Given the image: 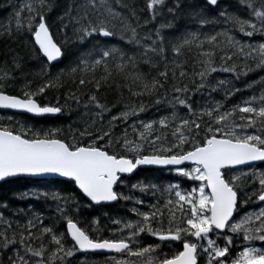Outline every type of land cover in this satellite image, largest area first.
<instances>
[{
    "label": "snow or ice",
    "instance_id": "obj_1",
    "mask_svg": "<svg viewBox=\"0 0 264 264\" xmlns=\"http://www.w3.org/2000/svg\"><path fill=\"white\" fill-rule=\"evenodd\" d=\"M169 2L67 0L54 27L60 0H22L0 23V39L11 41L0 63V110L60 117L72 105L82 109L67 130L0 118V182L34 178L37 191L18 198L55 206L45 218L0 202V264H76L77 253L104 254L105 264H264V77L247 85H261L259 94L239 102L231 101L242 90L214 77L264 72V42H249L264 38V0H237L243 15L215 16L220 0ZM185 6L199 30L172 43L162 34L170 22L148 28L165 9L175 18ZM209 25L220 30L205 32ZM69 45L74 66L59 68ZM193 49L189 70L180 57ZM109 89L120 97L126 90L133 102L102 99ZM52 90L65 91L49 99ZM145 166L182 179L121 191ZM120 201L131 203L134 218H110L102 230L84 214Z\"/></svg>",
    "mask_w": 264,
    "mask_h": 264
},
{
    "label": "trees",
    "instance_id": "obj_2",
    "mask_svg": "<svg viewBox=\"0 0 264 264\" xmlns=\"http://www.w3.org/2000/svg\"><path fill=\"white\" fill-rule=\"evenodd\" d=\"M22 0H0V23H6L12 12L14 11V6L21 3ZM67 0H60L61 8L54 10L50 13L51 22L55 27L56 24V17L59 12L62 10L63 6H65ZM174 0H170L169 6H172ZM185 5L187 4H203V0H183ZM142 6V3H141ZM228 9L229 12L244 14L242 8L238 5L237 0H220L219 7L212 13L213 16L218 15L220 10ZM190 10L185 6L181 8L179 11L176 12L175 18L168 14L167 9L164 10V14L153 23L149 24L148 28H156L159 27L162 23H171V28H165L162 30V34L165 35L166 40L169 42L174 43L178 38L184 34L186 31H195L199 30L198 26L195 22L190 18L189 15ZM148 19L147 14H144L142 17L143 20ZM220 27L216 25H209L207 26L204 31L205 32H212V31H219ZM237 38H241L238 34ZM247 39V38H244ZM249 42H264V38L260 36H255L251 38ZM11 45V41L7 39H0V63L4 61V59L9 55V46ZM20 54L28 59V49H19ZM76 49L74 46L69 45L67 51V59L64 61L63 64L59 65V68H68L74 66L73 62L76 59ZM172 53L169 50V58L171 59ZM181 60L186 61L189 65V70H191V66L195 64L196 59V50L193 49L191 52H185L184 56L180 57ZM33 73L39 72V64L29 60L27 65ZM56 69L57 71L59 70ZM142 70L147 72L148 69L146 66H142ZM155 75V73H153ZM215 79H227L232 81V85L235 88H239L242 91L238 92L235 96L232 97L231 102H239L240 98L247 97L251 95L253 92L259 94V90L261 85L254 86L253 89H247V85L252 81H258L261 77H264V72L253 71L250 72L246 77L241 76L239 80H234L231 74L228 73H216L214 74ZM66 81L68 78H65ZM61 91L52 90L49 93V99H52L53 95H61ZM215 99L222 100L224 97V92L219 91L213 94ZM106 98L111 103H118L121 100L123 103H131L133 101L130 100L127 91L125 90L123 97H120L119 94L114 90H107L106 92L102 93V99ZM195 99L201 103V97L197 95ZM145 103H148V98H145ZM121 106H123L121 104ZM82 109L80 111L76 110V106L72 105L69 112H66L64 115L60 117H42V118H35L26 114L20 113H13L9 111L0 110V118H4L6 116L12 115L14 118L22 123H26L27 125H34L37 128H49V127H62L65 130L68 129V126L73 124L74 121H78ZM156 115V111L154 108L150 109L148 113L144 115V118H151ZM181 179L180 177L176 176L174 173H169L163 169H151V168H143L139 169L135 175L132 177L127 178L128 188H131V185L136 183L137 181H150L152 183H156L158 185H162L165 183H170L171 181H177ZM38 185L35 179L30 178H21V179H12L10 182L7 183H0V202L7 201L10 205V208L13 212L18 209L24 210V215L30 214L31 212L35 213H43L45 218L54 217L55 215V206L45 203L44 201H37L33 198H18L21 193H31L37 191ZM121 191H124V188H121ZM136 196H142L141 193L136 192L133 190ZM159 195V194H157ZM145 200H151L153 197L149 193L147 196H142ZM129 203L120 201L119 203L109 205V206H95L93 209H85V216L91 215L93 218H99L100 225L99 227L103 230L105 229L110 223V218H119V217H128L129 213H124L126 208L129 207ZM124 207V209L121 208ZM7 214V213H6ZM107 235V232L104 233ZM155 239L151 238V243H154ZM148 243V242H147ZM93 254L83 255L82 253H77L75 258L76 264H97L94 259H96ZM4 264H7L6 258H4Z\"/></svg>",
    "mask_w": 264,
    "mask_h": 264
},
{
    "label": "water",
    "instance_id": "obj_3",
    "mask_svg": "<svg viewBox=\"0 0 264 264\" xmlns=\"http://www.w3.org/2000/svg\"><path fill=\"white\" fill-rule=\"evenodd\" d=\"M11 111L17 112L16 110H11ZM20 113H22V112H20ZM26 114H29V113H26ZM29 115L34 116L33 114H29ZM34 117H37V116H34ZM145 167L153 168L154 166H145ZM142 168H143V167H142Z\"/></svg>",
    "mask_w": 264,
    "mask_h": 264
}]
</instances>
